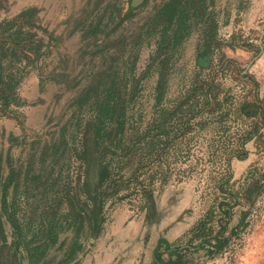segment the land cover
<instances>
[{"label": "rangeland", "instance_id": "374dc122", "mask_svg": "<svg viewBox=\"0 0 264 264\" xmlns=\"http://www.w3.org/2000/svg\"><path fill=\"white\" fill-rule=\"evenodd\" d=\"M143 1L132 16L121 19L131 7L129 0H0V22L16 17V25L37 48V57L10 89L15 103L0 113V172L7 171L8 162L24 170L30 161L41 179L50 159L39 162L40 150L58 138L61 125L68 136L73 112L90 115L77 111L73 98L92 81L93 72L116 69L123 120L114 147L107 145L101 158L109 177L95 188L101 201L99 229L112 223L119 228L143 215L140 226L152 227L160 236L181 222L186 228L167 243L180 247L182 264H264V7H254L258 15L247 17L252 0H203L202 21L173 50L159 53L157 34L132 43L133 30L161 0ZM26 8L30 14L18 15ZM1 65L5 73L23 61L5 57ZM161 109L165 120L154 129ZM142 132L159 133L160 142L151 150L147 137L135 142ZM64 155L59 163H65ZM85 166L79 168L71 158L58 180L69 182V193L87 209L92 200L75 184L86 174L89 189L93 187L92 159ZM48 195L36 212L46 208ZM60 200L46 205L63 214L68 205ZM227 205L230 219L218 234L222 245L214 249ZM19 209L28 212L29 206ZM203 217L204 228L197 232ZM170 219L174 221L167 223ZM86 225L83 220L82 231ZM144 234L145 246L149 237ZM96 236L85 239L76 261L63 264H81L87 256L91 264H105L106 253L113 254L115 264H124L137 246L142 251L140 234L126 246L119 230L103 245L95 242ZM151 257L148 264H153V253ZM160 257L167 258L162 247ZM142 260L143 255L131 264H147Z\"/></svg>", "mask_w": 264, "mask_h": 264}, {"label": "trees", "instance_id": "16d2710c", "mask_svg": "<svg viewBox=\"0 0 264 264\" xmlns=\"http://www.w3.org/2000/svg\"><path fill=\"white\" fill-rule=\"evenodd\" d=\"M202 2L203 0H161L146 13L143 21L133 30L132 43L137 44L142 38L157 34L155 50L159 53L173 50L188 35L191 26L202 21L205 11ZM144 3L145 1H142L134 7H128L121 19L132 16ZM30 11L31 8H26L18 15H28ZM15 18L0 22V69L1 61L5 57H9L13 62L23 61V65H18L13 71L8 68L5 73L0 72V113L10 111L8 106L13 100L10 89L22 75L23 67L37 57L36 45L28 38L29 34L21 31L19 25H16ZM119 74L118 70L108 68L93 72L92 81L73 98L71 103L75 104L77 111L87 110L90 115L82 118L78 112H73L70 119L74 121L69 122L72 130L68 136L64 137L65 124L61 125L58 138L50 146L45 145L40 150L39 162L42 163L47 156L50 159L49 170L41 179V173H34L30 161L26 163L24 170L8 162L7 171L4 174L0 172V264H63L77 255L88 236H95L99 231L102 221L99 215L101 201L97 199L95 188L109 177L108 165L102 163L101 158L107 145L114 147L112 144L116 142L123 120V106L118 103L120 92L116 84V79L120 78ZM158 86L160 84L157 82L156 87L159 88ZM133 94L134 91L130 96ZM162 115L165 116L161 109V120L154 129H159L164 122L165 118ZM261 121L264 122V116L261 117ZM110 122H115V126H109ZM158 134L142 132L134 141L147 137V145L151 150L154 143L160 142ZM248 137L243 138L241 142ZM104 139L105 144L102 143ZM167 141L166 139L163 142ZM62 154H65V163L61 161L59 163ZM71 158L78 161L79 168L85 164L88 166L89 158L94 165L95 183L92 188L89 189L86 174L81 181L78 179L75 181V184L79 183V188L85 192L86 197L92 200L87 209L78 204L77 197L73 198V194L69 193V182L58 180L60 168L64 166L67 169ZM87 166L85 167L88 168ZM52 172L54 175H51ZM65 176L66 174L63 175ZM38 183L40 187L37 189ZM142 186L141 184L140 188ZM35 189L40 195L36 196ZM74 189L77 191L75 185ZM90 191L93 192L92 195ZM48 192L52 197L47 194ZM46 195L48 197L43 201L49 211L41 207L36 212L38 203ZM61 198H64L68 205L63 214L58 213V209L51 208L50 204L46 205V202L52 201L59 204ZM25 205L29 206L28 212L19 209ZM230 208L231 206L227 205L222 211L224 219L219 224L220 230L214 235L212 245L214 249L222 245L218 234L226 228L230 219ZM83 220H86L87 224L84 231L81 229ZM205 222L204 217L197 222L195 226L197 232L204 228ZM5 224L8 230H5ZM161 247L167 255L165 260L160 257ZM179 249V246L170 247L167 241L158 238L153 248V264H182Z\"/></svg>", "mask_w": 264, "mask_h": 264}, {"label": "crops", "instance_id": "0c3cea01", "mask_svg": "<svg viewBox=\"0 0 264 264\" xmlns=\"http://www.w3.org/2000/svg\"><path fill=\"white\" fill-rule=\"evenodd\" d=\"M262 6L264 7L263 0H252V4L251 6H249L248 11L245 12V16L248 17L249 14H255L257 16L258 10L254 9V7L259 8ZM117 212L118 211L113 212V217H117ZM172 213L173 215L177 214L175 213V210H173ZM142 220H143V215L140 218H137V220L130 219V221L127 224L122 225L119 228L117 225H114L113 223L106 224L102 229H99V231L97 232V236L95 237L96 239L95 242L101 240L102 245H103L106 240L112 238L111 236H113V232H116L117 230H119L120 235H121L120 240L123 242V246H126L128 241H131L132 239H137V237L135 236L140 234L139 246L141 247L142 251H138V246H137V251H135V253H133V255L129 259H127V263H124V264H131L132 261L135 262L136 257H142V255H143V260L141 262L148 264L151 262V259H152L151 253H153V248L158 238L162 237L167 242H170L171 240L175 239L178 235H180L186 228L182 225L181 222H178V225H175L172 228L171 227L166 228L165 233L159 236L157 232H154V230L153 232L151 231L152 227H149V226L141 227L140 223L142 222ZM172 221H174V219H170L169 221H167V223L168 222L170 223ZM144 233H147V237H149L147 245L145 244V246L143 245V243H141V239L143 240V235L146 237ZM105 255L110 256L109 259L105 260V264H115V262L113 261L112 253L111 254L106 253ZM91 261H92L91 257L87 256L81 262V264H91Z\"/></svg>", "mask_w": 264, "mask_h": 264}, {"label": "water", "instance_id": "95a60500", "mask_svg": "<svg viewBox=\"0 0 264 264\" xmlns=\"http://www.w3.org/2000/svg\"><path fill=\"white\" fill-rule=\"evenodd\" d=\"M143 0H129V4L130 6H135V5H138L139 3H141ZM92 241V238H89L88 239V243L86 244V246H89V243ZM82 254V251L78 252L77 255L69 262V263H72L74 261H76ZM67 263V264H69Z\"/></svg>", "mask_w": 264, "mask_h": 264}]
</instances>
